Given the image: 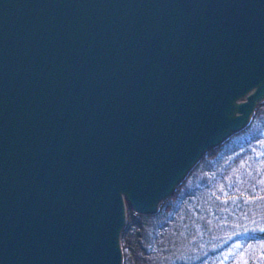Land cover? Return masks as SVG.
<instances>
[{
	"label": "water",
	"instance_id": "obj_1",
	"mask_svg": "<svg viewBox=\"0 0 264 264\" xmlns=\"http://www.w3.org/2000/svg\"><path fill=\"white\" fill-rule=\"evenodd\" d=\"M264 100V0H0V264H123Z\"/></svg>",
	"mask_w": 264,
	"mask_h": 264
},
{
	"label": "trees",
	"instance_id": "obj_2",
	"mask_svg": "<svg viewBox=\"0 0 264 264\" xmlns=\"http://www.w3.org/2000/svg\"><path fill=\"white\" fill-rule=\"evenodd\" d=\"M259 164L260 172L257 168ZM261 192H264V102L256 108L247 128L233 134L202 156L175 192L161 203L156 214L135 213L127 205V222L121 237L123 264H130V250L139 253L142 249L149 251L150 245L154 248V239L159 237L168 224L177 219L184 203L189 202L196 206L209 201L215 204L212 206L217 212L220 203H226L227 211L222 209L220 212H233L235 204L253 201ZM231 202L234 204L231 205ZM192 210L198 211L194 208ZM184 216L188 217V214ZM147 232L151 236L150 242H140L141 245L138 246ZM262 239L264 229L245 232L232 238L220 251L231 248V258L242 246ZM228 261L230 263L229 258L224 263Z\"/></svg>",
	"mask_w": 264,
	"mask_h": 264
},
{
	"label": "rangeland",
	"instance_id": "obj_3",
	"mask_svg": "<svg viewBox=\"0 0 264 264\" xmlns=\"http://www.w3.org/2000/svg\"><path fill=\"white\" fill-rule=\"evenodd\" d=\"M263 102L264 100L260 103ZM249 124L234 134L240 133ZM257 168L260 172L261 165ZM261 193L253 201L235 204L233 212H220L222 209L226 210V203H220L218 212L209 201L196 206L184 203L177 219L154 239V248L151 245L149 251L141 248L144 254L142 250L139 252L142 254L130 250V264H264V239L242 246L231 258V248L220 251L235 236L264 229V192ZM232 204L234 203L231 202ZM193 208L198 211L194 212ZM149 237L151 238L149 233H145L138 246L141 245L140 242H150ZM228 258L230 263H224Z\"/></svg>",
	"mask_w": 264,
	"mask_h": 264
}]
</instances>
